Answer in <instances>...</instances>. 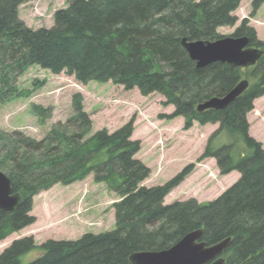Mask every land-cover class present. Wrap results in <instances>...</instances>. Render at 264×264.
Returning <instances> with one entry per match:
<instances>
[{
	"label": "trees",
	"instance_id": "1",
	"mask_svg": "<svg viewBox=\"0 0 264 264\" xmlns=\"http://www.w3.org/2000/svg\"><path fill=\"white\" fill-rule=\"evenodd\" d=\"M32 0H0V105L30 98L44 81L19 88L17 80L37 66L66 74L87 85L112 82L142 96L161 94L173 105L169 118L219 123L198 161L215 158L220 174L240 172L237 182L207 203L196 199L165 204L166 196L196 168L186 166L163 185L143 182L151 169L136 155L141 142L133 140L132 118L114 132L94 133L81 93L72 96L74 113L37 140L0 126V170L20 198L12 211L0 210V241L32 225L34 197L56 184L71 185L93 177L117 194L116 227L85 233L77 240H48L37 246L32 237L15 240L0 253V264H23L21 255L41 248L42 255L27 264H132L136 251H161L187 233L203 229L208 245L230 238L223 254L228 264H264V147L249 133L248 114L264 96V40L250 25L264 0H251V13L233 36H247L261 51L248 67L215 62L197 68L182 44L216 41L221 27H234L242 0H69L55 11L54 25L32 29L20 18V7ZM247 89L224 109L198 111L212 97H223L242 81ZM32 113L44 124L53 108L33 103ZM235 139L214 147L222 131ZM238 140L240 142H238Z\"/></svg>",
	"mask_w": 264,
	"mask_h": 264
},
{
	"label": "rangeland",
	"instance_id": "2",
	"mask_svg": "<svg viewBox=\"0 0 264 264\" xmlns=\"http://www.w3.org/2000/svg\"><path fill=\"white\" fill-rule=\"evenodd\" d=\"M68 2L32 0L20 7V18L34 30L50 28L54 25L55 11L67 7ZM250 13L251 0H242L240 8L235 12L239 17L237 24L234 27H221L219 33L233 36L242 19L249 17ZM250 25L255 28L257 37L264 40V5L256 17L250 19ZM35 80L44 83L30 98H19L0 105V126L5 131H21L41 140L54 125L59 122L64 124L73 115L72 96L79 92L84 97L85 110L93 122L91 133L103 128L114 132L132 118L135 119L132 139L141 142V150L136 158L153 168H150L151 175L143 185H163L189 164L196 163L197 167L201 162L213 159L211 167L205 171L203 168L195 173L193 171L174 188L166 196L165 204L192 198L199 203L213 201L240 178L238 171L220 174L215 158L198 161L209 137L219 128V123L202 125L194 122L192 127L185 129L184 117L169 118L175 108L173 105H163L165 98L159 93L142 96L138 89L127 91L112 82L91 81L83 85L74 77L63 73L52 74L37 66L22 75L17 85L21 89L32 88ZM33 103L53 108L52 117L44 124H40L32 113L30 106ZM259 110L264 111V98L256 101L255 108L247 116L250 135L264 147L263 119L256 117ZM233 141L234 137L224 130L216 136L213 145L218 148ZM202 166H206V163ZM86 191L90 193V205L85 204ZM118 200L117 194L115 196V193H110L108 188H94L91 177L71 185L56 184L34 197L31 214L36 217V221L0 241V253L15 240L25 237H32L36 245L40 246L48 240H77L85 233L114 230L116 222L111 212H108V207L114 204L112 201ZM42 253L38 247L21 255L20 260L27 264Z\"/></svg>",
	"mask_w": 264,
	"mask_h": 264
},
{
	"label": "water",
	"instance_id": "3",
	"mask_svg": "<svg viewBox=\"0 0 264 264\" xmlns=\"http://www.w3.org/2000/svg\"><path fill=\"white\" fill-rule=\"evenodd\" d=\"M182 44L197 68L211 63L222 62L232 66L248 67L257 63L261 51L249 46L247 36H224L216 41H189ZM244 80L223 97H212L198 105V111L224 109L248 87ZM19 196L12 192L10 178L0 170V210L12 211L19 203ZM203 229L187 233L175 245L161 251H136L131 257L132 264H228L223 254L231 239L208 245L201 240ZM244 264V263H242Z\"/></svg>",
	"mask_w": 264,
	"mask_h": 264
},
{
	"label": "crops",
	"instance_id": "4",
	"mask_svg": "<svg viewBox=\"0 0 264 264\" xmlns=\"http://www.w3.org/2000/svg\"><path fill=\"white\" fill-rule=\"evenodd\" d=\"M264 98V96L263 97H261V98H259V99H257L258 101H260V100H262ZM256 100V101H257ZM256 101H255V105H256ZM260 112L258 113V115L256 116V117H258L259 119H263L262 120V122L264 123V111L263 110H259ZM206 163V166H202V165H204ZM149 165V164H148ZM213 165V159L212 160H205L204 162H201L200 163V165H197V167H196V169L194 170V173H195V171L196 170H198L199 168L201 169V168H203V171H205L206 170V168H208V167H211ZM151 169H153L152 167H150ZM89 177H91L92 178V182H93V185H94V188H99L100 186H103V187H105V188H107L106 187V185L104 184V183H95L94 181H93V177H92V175H90ZM76 183H79V182H76ZM110 193H112V194H114V192H111L110 191ZM84 194H86L85 196H86V199H85V201H86V205H90V203H91V197H90V193L88 192V191H86ZM84 196V197H85ZM115 196H116V194H115ZM95 202V201H94ZM112 202H115V201H112ZM113 205V204H112ZM112 205H110L109 207H108V212L110 211L111 212V215L114 217V219H115V209L113 208V206Z\"/></svg>",
	"mask_w": 264,
	"mask_h": 264
}]
</instances>
